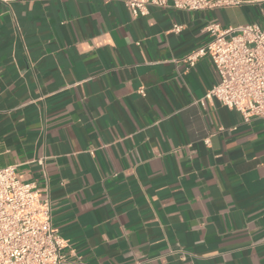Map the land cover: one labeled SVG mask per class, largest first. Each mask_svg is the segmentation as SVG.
I'll use <instances>...</instances> for the list:
<instances>
[{
	"label": "crops",
	"instance_id": "0c3cea01",
	"mask_svg": "<svg viewBox=\"0 0 264 264\" xmlns=\"http://www.w3.org/2000/svg\"><path fill=\"white\" fill-rule=\"evenodd\" d=\"M248 1L0 0V167L47 189L68 264H264V117L202 104L219 73L184 60Z\"/></svg>",
	"mask_w": 264,
	"mask_h": 264
},
{
	"label": "built area",
	"instance_id": "2783aa9c",
	"mask_svg": "<svg viewBox=\"0 0 264 264\" xmlns=\"http://www.w3.org/2000/svg\"><path fill=\"white\" fill-rule=\"evenodd\" d=\"M134 17L150 6L203 10L242 5L248 0H119ZM251 1V0H250ZM175 29H180L176 25ZM210 39L184 58L190 66L209 56L220 79L206 94L237 110L245 121L264 117V16L259 22L222 26L212 20ZM143 92V90H141ZM40 163H43L40 160ZM66 241L53 225L46 188L25 181L16 165L0 167V264H68Z\"/></svg>",
	"mask_w": 264,
	"mask_h": 264
}]
</instances>
